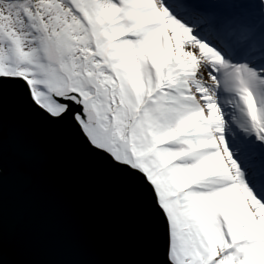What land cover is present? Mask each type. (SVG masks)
I'll return each mask as SVG.
<instances>
[{
    "label": "snow or ice",
    "instance_id": "6c2138e0",
    "mask_svg": "<svg viewBox=\"0 0 264 264\" xmlns=\"http://www.w3.org/2000/svg\"><path fill=\"white\" fill-rule=\"evenodd\" d=\"M6 103L129 183L142 264H264V0H0Z\"/></svg>",
    "mask_w": 264,
    "mask_h": 264
},
{
    "label": "water",
    "instance_id": "95a60500",
    "mask_svg": "<svg viewBox=\"0 0 264 264\" xmlns=\"http://www.w3.org/2000/svg\"><path fill=\"white\" fill-rule=\"evenodd\" d=\"M4 264H142L143 220L133 188L74 138L7 103L0 127Z\"/></svg>",
    "mask_w": 264,
    "mask_h": 264
}]
</instances>
